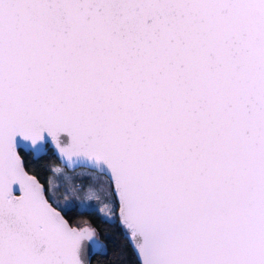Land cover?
Segmentation results:
<instances>
[{
    "label": "snow or ice",
    "instance_id": "snow-or-ice-1",
    "mask_svg": "<svg viewBox=\"0 0 264 264\" xmlns=\"http://www.w3.org/2000/svg\"><path fill=\"white\" fill-rule=\"evenodd\" d=\"M49 144L88 200L32 174ZM73 211L141 264H264V0H0V264H91Z\"/></svg>",
    "mask_w": 264,
    "mask_h": 264
},
{
    "label": "trees",
    "instance_id": "trees-1",
    "mask_svg": "<svg viewBox=\"0 0 264 264\" xmlns=\"http://www.w3.org/2000/svg\"><path fill=\"white\" fill-rule=\"evenodd\" d=\"M59 162L57 156L48 147L45 154L38 158L29 156V169L44 182L53 169L54 163ZM71 215L79 220L90 221L97 230L99 239L106 245L105 253H93L92 264H140L125 234V229L116 220L114 223L106 222L98 213H79L73 211Z\"/></svg>",
    "mask_w": 264,
    "mask_h": 264
},
{
    "label": "rangeland",
    "instance_id": "rangeland-1",
    "mask_svg": "<svg viewBox=\"0 0 264 264\" xmlns=\"http://www.w3.org/2000/svg\"><path fill=\"white\" fill-rule=\"evenodd\" d=\"M54 168H60L61 172L56 173L51 171L47 178H50L52 183L56 185V194L60 199H73L70 192H75V197L78 199L88 200L92 191H95L106 179L98 171L86 167L77 166L73 169L66 167L60 162L54 163ZM61 178H65L61 182Z\"/></svg>",
    "mask_w": 264,
    "mask_h": 264
},
{
    "label": "water",
    "instance_id": "water-1",
    "mask_svg": "<svg viewBox=\"0 0 264 264\" xmlns=\"http://www.w3.org/2000/svg\"><path fill=\"white\" fill-rule=\"evenodd\" d=\"M48 147H50L51 150H52V152L55 153V155L57 156L58 161H59L61 164L65 165L66 167H68V168H70V169H73V168L77 167V166H68L67 164L63 163V162L61 161V158L58 157V155H57L55 149L53 148V146H52L51 144H49V145L46 147V150H47ZM46 150H45V151H46ZM89 168H90V167H89ZM32 174H33V173H32ZM41 182H42V181H41ZM42 183H43V182H42ZM117 220H118V223H120L119 219H117ZM120 224H121V223H120ZM125 234H126V236H127L126 231H125ZM128 241H129V239H128ZM129 243H130V245H131V247H132V244H131L130 241H129ZM132 249H133V247H132ZM133 251H134V253H135V255H136V252H135L134 249H133ZM91 255H92V254H91ZM136 257H137V255H136ZM137 259H138V261L140 262V260H139L138 257H137ZM91 264H92V263H91ZM140 264H141V262H140Z\"/></svg>",
    "mask_w": 264,
    "mask_h": 264
}]
</instances>
